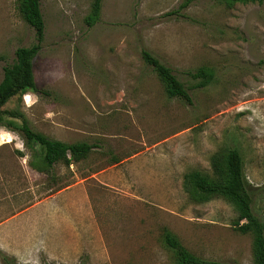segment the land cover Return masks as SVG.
Listing matches in <instances>:
<instances>
[{"label":"rangeland","instance_id":"rangeland-1","mask_svg":"<svg viewBox=\"0 0 264 264\" xmlns=\"http://www.w3.org/2000/svg\"><path fill=\"white\" fill-rule=\"evenodd\" d=\"M92 1L39 0L38 90L9 97L1 116L94 147L49 169L0 126V255L19 264H175L166 230L197 257L252 264L251 236L231 224L232 207L195 202L183 176L210 175L211 157L235 149L262 217L264 0H100L87 26ZM32 43L15 0H0V77L14 49ZM141 47L172 68L189 103L165 95Z\"/></svg>","mask_w":264,"mask_h":264},{"label":"trees","instance_id":"trees-1","mask_svg":"<svg viewBox=\"0 0 264 264\" xmlns=\"http://www.w3.org/2000/svg\"><path fill=\"white\" fill-rule=\"evenodd\" d=\"M229 5L234 2H256L262 0H219ZM100 0H93L90 13L83 20L89 26L96 19ZM16 10L33 32V43L30 46H18L14 49V60L11 65L1 68L0 87V126L15 131L22 139L24 146L37 152L49 169L56 163L68 166L84 159L92 150L94 144L80 141L66 143L51 139L32 130L25 120L20 123L4 119L1 106L11 96L25 92H37L31 72L32 59L40 48L43 37L44 23L39 8V0H15ZM169 13H173L170 11ZM139 54L145 67L150 69L167 97H177L186 103L190 102L187 89L176 78L170 66L161 61L145 48L139 49ZM212 173L210 175L192 169L184 176V185L189 197L195 202L210 198H221L235 212L233 227L240 233L251 236L252 264H264V212L261 218L251 210V189L247 183L241 165L240 154L233 148L211 157ZM165 245L173 251L175 264H229L227 262L207 260L197 257L187 251L168 231H164ZM2 264H19L6 254L0 255Z\"/></svg>","mask_w":264,"mask_h":264}]
</instances>
